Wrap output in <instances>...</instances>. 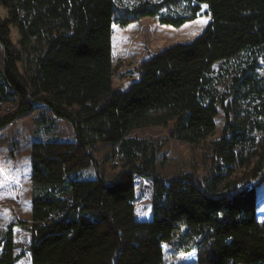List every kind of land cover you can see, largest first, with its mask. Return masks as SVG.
I'll return each instance as SVG.
<instances>
[{
    "label": "trees",
    "instance_id": "trees-1",
    "mask_svg": "<svg viewBox=\"0 0 264 264\" xmlns=\"http://www.w3.org/2000/svg\"><path fill=\"white\" fill-rule=\"evenodd\" d=\"M201 5L210 22L200 35L146 56L135 82L112 88L113 25L156 18L177 29L195 21ZM0 7L7 12L0 20V111L17 105L0 118V130L43 105L73 132L71 142L31 145V183L42 189L32 196L30 223L12 222L0 232V264L22 258L14 255V227L31 234V264H264V223L256 220L264 103L241 119L239 108L218 100L211 76L215 64L248 53L253 65L231 88L264 100V83L254 78L258 59L264 62V0H160L129 9H119L117 0H0ZM10 26L19 36L18 51ZM218 106L226 124L211 143L203 180L193 173L164 178L156 168L164 141L129 137L173 123L171 139L196 145L213 135ZM98 144L111 146L120 170L112 179L98 170L94 179H72L97 169L92 149ZM251 165L250 180H231ZM136 177L152 183L150 221L135 219ZM14 190L0 174V201Z\"/></svg>",
    "mask_w": 264,
    "mask_h": 264
},
{
    "label": "rangeland",
    "instance_id": "rangeland-1",
    "mask_svg": "<svg viewBox=\"0 0 264 264\" xmlns=\"http://www.w3.org/2000/svg\"><path fill=\"white\" fill-rule=\"evenodd\" d=\"M149 1L152 3L160 0H117L119 9L132 8ZM163 16L166 11H162ZM7 12L0 7V20L5 19ZM210 22L208 9L201 5V11L197 19L191 23H186L180 28H172L161 25L156 18H145L136 23L130 24L126 28L112 26V88L114 90H126L138 78L135 71L138 63L148 55L160 52L161 50L175 44H187L193 41ZM9 37L14 50H19V36L17 30L9 27ZM253 57L248 53H243L229 62L217 63L213 66V85L216 90L218 100L225 98V105L231 104V108H239L243 119L250 113L251 108H260L264 100L245 98L244 93L240 91L236 95L231 86L233 78H237L243 71L253 65ZM18 70L23 74L22 64L17 65ZM1 69V55H0ZM247 74H250L247 73ZM255 80L260 84L264 83V62L258 59L257 66L254 68ZM237 98V100L235 99ZM234 100L237 104L232 105ZM16 104L3 105L0 111V118L12 114L16 110ZM252 114V112L250 113ZM233 114H231L233 118ZM255 118L254 114L252 116ZM39 118L46 122L38 123ZM258 120H264L259 117ZM224 111L218 106V114L215 119V131L213 135L196 145L176 141L169 137L173 123L167 127H146L137 129L129 134L131 138L144 139L148 141L163 140V146L156 157L157 172L164 178H172L178 174L193 173L199 180H203L211 168L209 156L211 153V143L218 140L225 127ZM259 139L257 133H253ZM73 141V132L68 123L63 120L54 119L49 111L43 105H36L33 113H30L7 127L0 130V166L8 174L11 171L13 178L22 185L21 200L22 205L31 208V199L34 193H37L41 187H34L31 183L30 171V148L33 143L47 141ZM112 148L107 144H98L93 149V155L97 162V169L89 168L71 176L72 179L91 180L98 174L106 179H112L121 167V160L118 156L111 157ZM6 166V167H5ZM8 166V167H7ZM252 165L247 168H238L231 180L242 184L250 180V171ZM10 172V171H9ZM10 179V181H14ZM255 182V181H254ZM252 182V183H254ZM135 200L134 214L136 221H150L152 183L149 179L136 177L134 179ZM38 188V189H36ZM3 199L0 203H7ZM19 220L30 223L28 211L19 215ZM256 220L264 223V183L256 190ZM7 220L0 218V232L4 231L8 225ZM14 242L16 244V255H22L17 264H29L30 255L28 247L31 244V234L26 229L16 227Z\"/></svg>",
    "mask_w": 264,
    "mask_h": 264
},
{
    "label": "crops",
    "instance_id": "crops-1",
    "mask_svg": "<svg viewBox=\"0 0 264 264\" xmlns=\"http://www.w3.org/2000/svg\"><path fill=\"white\" fill-rule=\"evenodd\" d=\"M6 167V166H5ZM8 167V166H7ZM14 170V175H15V169L12 167L11 170H8V174L4 172V169L2 166H0V174L3 177L4 181L10 182L14 185V193L12 194V198L8 200L7 203H0V218H4L7 221V224L12 223L14 219L19 220V215L24 212L25 210L29 212L30 216V209L24 205H22V200H21V194H22V185L19 183V181L16 179V177L13 178V175L11 174V171ZM10 171V172H9ZM10 179L14 181H10ZM17 228L14 227L13 229V234L15 238V234ZM16 251V248L14 250V255ZM20 260V259H19ZM19 260L15 263L17 264ZM31 264V263H29Z\"/></svg>",
    "mask_w": 264,
    "mask_h": 264
}]
</instances>
